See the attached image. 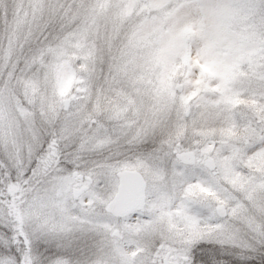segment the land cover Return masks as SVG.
Segmentation results:
<instances>
[{"label": "snow or ice", "instance_id": "1", "mask_svg": "<svg viewBox=\"0 0 264 264\" xmlns=\"http://www.w3.org/2000/svg\"><path fill=\"white\" fill-rule=\"evenodd\" d=\"M0 264H264V0H0Z\"/></svg>", "mask_w": 264, "mask_h": 264}]
</instances>
